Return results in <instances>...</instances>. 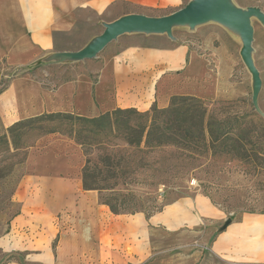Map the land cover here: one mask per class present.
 I'll list each match as a JSON object with an SVG mask.
<instances>
[{
  "label": "rangeland",
  "instance_id": "obj_1",
  "mask_svg": "<svg viewBox=\"0 0 264 264\" xmlns=\"http://www.w3.org/2000/svg\"><path fill=\"white\" fill-rule=\"evenodd\" d=\"M146 1L142 4L118 2L102 16L91 11L83 13L78 30L65 37V48L77 51L84 47L102 32V23L127 14L166 16L183 8L190 0ZM231 2L238 8L256 7L264 13V0ZM251 25L252 59L261 79L258 111L251 101L252 79L239 56L241 40L236 32L215 22L192 29L188 26L173 28L172 40L177 38L180 44L187 45L201 61L198 74L193 78L186 74L188 63L184 66L181 72L185 74L177 84L179 93L175 95L199 100L196 106L203 114L204 124L210 116L222 122L223 129L229 132L217 142H210L204 132L206 140L200 137L190 145L153 142L146 147L142 141L138 146L135 129L145 118L132 115L129 124L135 128L133 131L121 127L120 131L103 132L87 139L89 143L79 145L83 157L81 178L84 166L88 169L90 185H93L92 173L100 172L96 185L101 190H92L98 194V214L111 213L103 203L114 204L116 198L117 204L123 200L127 205L134 204L129 209L135 211L117 214V219L136 215L152 217L160 213L168 200L193 194L205 196L233 220L247 214H264V26L255 18ZM120 39L122 37L111 42L95 59L85 62L51 63L42 59L28 67H15L0 60V91L20 76L29 75L52 87L77 73L94 69L96 59ZM24 68L31 71L26 74ZM159 87V82L154 83L155 94ZM45 126L50 125L35 123L9 133L10 126L4 125L0 118V264H197L206 254L203 248L209 244L208 237L201 232L182 229L166 236L158 225L150 226L151 248L146 261L136 262L124 250L125 259L118 255L101 259L95 242L72 243V238L65 235L72 223L66 212L49 215L38 209L22 208L20 193L31 169L26 163L28 155L42 138L54 135L45 134ZM188 126H183L181 135H187ZM201 129V125L196 124L193 136L198 137ZM214 130L217 134L218 125L214 124ZM111 172L114 178L102 180L111 177ZM160 188L164 191L161 198ZM114 248L118 250V243ZM73 249L76 259L71 256Z\"/></svg>",
  "mask_w": 264,
  "mask_h": 264
},
{
  "label": "crops",
  "instance_id": "obj_2",
  "mask_svg": "<svg viewBox=\"0 0 264 264\" xmlns=\"http://www.w3.org/2000/svg\"><path fill=\"white\" fill-rule=\"evenodd\" d=\"M118 2L147 1L0 0V60L28 67L54 53L68 52L64 39L78 30L82 14L91 11L102 16ZM120 37L119 43L96 59L94 69L52 87L29 75L11 80L0 93L3 124L11 126L43 113L93 118L116 109L134 108L143 113L154 104L166 109L169 96L179 93L177 84L185 74L181 72L184 66L188 63L186 74L190 77L198 74L200 58L177 38L145 34ZM156 82L160 87L155 94ZM82 159L80 146L73 140L58 134L42 138L28 155L26 163L31 169L20 193L22 208L28 207V211L38 209L49 215L66 212L72 223L66 226L69 230L65 235L72 243L95 242L101 259L114 255L125 259L128 253L130 259L143 262L151 248L150 226L159 225L166 236L192 229L208 237L209 244L203 248L207 252L197 264H264V214L233 220L205 196L193 194L168 200L158 215L148 219L142 215L117 219L108 211L101 216L98 194L83 188ZM117 243L118 250L114 248ZM72 253L76 259L75 249Z\"/></svg>",
  "mask_w": 264,
  "mask_h": 264
},
{
  "label": "trees",
  "instance_id": "obj_3",
  "mask_svg": "<svg viewBox=\"0 0 264 264\" xmlns=\"http://www.w3.org/2000/svg\"><path fill=\"white\" fill-rule=\"evenodd\" d=\"M24 71L28 74L31 70L24 68ZM2 91H0V93ZM198 103H200V101L192 96L174 95L170 97L169 105L166 109L160 110L154 104L149 111L143 113L134 108L116 109L93 118L81 117L71 113H43L16 122L8 127L7 131L13 133L15 130H22L35 123L49 124V127L45 126V134H60L66 136L83 147L85 143H89V141H86L87 139L98 137L103 132L114 133L120 131L121 127L133 131L135 128L129 124V118L132 115H137L145 118V122L140 124L138 129H135L138 135V140L136 142L138 146H140L142 141H144L146 147H150L153 142L157 145H162L163 143L190 145L196 142V140H199L200 137L206 140L204 132L207 133V138L210 142L219 141L221 138L225 137L229 131L223 129L222 122H216L210 116L204 124L203 114L197 110L196 105ZM195 116L198 117V121L195 120ZM187 124L189 125L186 129L187 135H181L183 126ZM196 124H200L203 128V130H199L198 137L193 136ZM214 124L218 125L217 134L214 130ZM87 170V166H84L82 172L84 190L100 191L101 188H98L96 185L98 178H100V172L95 170L92 173L93 185H90L87 183ZM110 175L111 177H105L102 180H110V178L112 179L115 176L112 172ZM114 200V204L110 202L103 203L109 208L111 213L117 215L125 212L128 213L127 211L129 210H132V213L135 212L134 209H129V206H134V204L127 205L125 200L117 204V199L114 198ZM149 217L150 215H146V219Z\"/></svg>",
  "mask_w": 264,
  "mask_h": 264
},
{
  "label": "water",
  "instance_id": "obj_4",
  "mask_svg": "<svg viewBox=\"0 0 264 264\" xmlns=\"http://www.w3.org/2000/svg\"><path fill=\"white\" fill-rule=\"evenodd\" d=\"M253 18L264 26V13L256 7L241 9L234 6L231 0H190L183 8L166 16L127 14L111 22L102 23V32L81 49L57 52L44 60L51 61V63L92 60L122 35H166L172 40V30L175 27L188 26L192 29L207 22H215L236 32L241 40L239 56L251 75V101L254 109L258 111L257 100L261 90V79L252 59L253 28L251 20ZM229 223L230 220H227L225 226Z\"/></svg>",
  "mask_w": 264,
  "mask_h": 264
},
{
  "label": "built area",
  "instance_id": "obj_5",
  "mask_svg": "<svg viewBox=\"0 0 264 264\" xmlns=\"http://www.w3.org/2000/svg\"><path fill=\"white\" fill-rule=\"evenodd\" d=\"M158 193H159V197L161 198V197H162V195H163V193H164L163 189H162V188H160V189H159V191H158Z\"/></svg>",
  "mask_w": 264,
  "mask_h": 264
}]
</instances>
